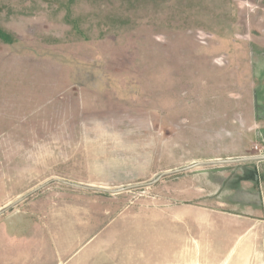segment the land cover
Wrapping results in <instances>:
<instances>
[{
	"label": "rangeland",
	"instance_id": "1",
	"mask_svg": "<svg viewBox=\"0 0 264 264\" xmlns=\"http://www.w3.org/2000/svg\"><path fill=\"white\" fill-rule=\"evenodd\" d=\"M260 156L264 0H0V209L48 183L9 210L90 198L126 264H264Z\"/></svg>",
	"mask_w": 264,
	"mask_h": 264
},
{
	"label": "crops",
	"instance_id": "2",
	"mask_svg": "<svg viewBox=\"0 0 264 264\" xmlns=\"http://www.w3.org/2000/svg\"><path fill=\"white\" fill-rule=\"evenodd\" d=\"M27 201L0 214V264H126L124 249L100 254L92 246L100 222L90 198L56 201L51 190Z\"/></svg>",
	"mask_w": 264,
	"mask_h": 264
},
{
	"label": "water",
	"instance_id": "3",
	"mask_svg": "<svg viewBox=\"0 0 264 264\" xmlns=\"http://www.w3.org/2000/svg\"><path fill=\"white\" fill-rule=\"evenodd\" d=\"M244 160H253V159H264V156H260V157H248V158H243ZM222 162H229V161H204V162H199V163H196L192 166H189V167H186V168H183L181 170H187V169H190V168H193V167H196V166H201V165H205V164H210V163H222ZM179 170V171H181ZM168 173V172H166ZM52 181H58L60 183H63V184H66V185H71V186H75V187H78V188H82V189H90V190H98V191H104V192H112V193H117V192H120L121 190L123 189H118V190H108V189H102V188H94V187H91V186H85V185H80V184H75V183H70V182H66V181H62L60 179H54ZM47 183H44V184H41L40 186H38L36 188L37 189H40L41 187H43L44 185H46ZM36 190H32L30 191L29 193H27L26 195L22 196L21 198L17 199L16 201L6 205L5 207H3L2 209H0V214L4 213L5 211H8L9 209H11L12 207H14L15 205H17L18 203H20L22 200H24L27 196H29L30 194H32L33 192H35Z\"/></svg>",
	"mask_w": 264,
	"mask_h": 264
}]
</instances>
